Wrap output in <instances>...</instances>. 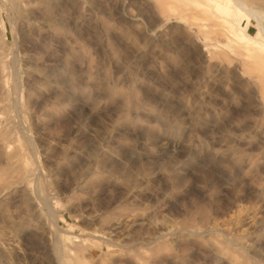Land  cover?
Returning <instances> with one entry per match:
<instances>
[{"label": "rangeland", "instance_id": "rangeland-1", "mask_svg": "<svg viewBox=\"0 0 264 264\" xmlns=\"http://www.w3.org/2000/svg\"><path fill=\"white\" fill-rule=\"evenodd\" d=\"M251 4L0 0V264H264Z\"/></svg>", "mask_w": 264, "mask_h": 264}, {"label": "bare ground", "instance_id": "bare-ground-1", "mask_svg": "<svg viewBox=\"0 0 264 264\" xmlns=\"http://www.w3.org/2000/svg\"><path fill=\"white\" fill-rule=\"evenodd\" d=\"M236 3V5H242L245 9H247L248 11H250L253 15H262L261 12H259V10L256 7L251 6V3H255L256 0H232ZM196 5H198L200 8L204 7V3L203 2H197ZM205 12L211 13L212 10L210 8H204ZM239 57H237L238 59ZM242 60V59H241ZM254 65V64H253ZM255 66V65H254ZM252 68V67H251ZM252 70H256L258 72V75L261 74V72L258 71V69H254L252 68ZM236 71V70H235ZM255 80V79H254ZM19 83V82H18ZM21 85V84H20ZM17 87L19 89H21V87Z\"/></svg>", "mask_w": 264, "mask_h": 264}]
</instances>
